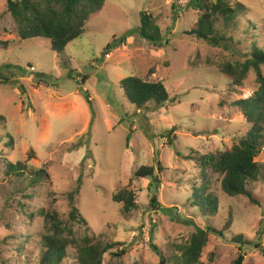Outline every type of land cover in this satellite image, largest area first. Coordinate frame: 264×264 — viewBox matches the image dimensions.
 <instances>
[{"label":"rangeland","instance_id":"374dc122","mask_svg":"<svg viewBox=\"0 0 264 264\" xmlns=\"http://www.w3.org/2000/svg\"><path fill=\"white\" fill-rule=\"evenodd\" d=\"M103 1L84 33L57 54L45 39L20 40L6 0H0V67L10 66L0 70V78L8 81H0V136L13 140L10 147L7 140L0 142V264H37L41 219L36 212L56 211L66 221L67 194L78 186L74 206L90 231L75 225L76 238L88 235L102 243H120L104 255L102 264H159L153 247L169 258L176 255L173 246L186 242L196 227L206 226L223 230L225 239L210 234L201 263L232 264L240 254L243 264H264L263 254L253 246L264 250V176L254 186L259 203L254 206L246 198L225 195L219 175L188 160L229 150L234 137L249 130L233 104L253 95L256 76L249 71L234 87L220 68L244 62L253 43L264 48V0H229L243 5V13L229 29L221 19L215 23L228 40L220 43L226 49L186 34L198 17L184 9L188 0ZM141 12L156 19L167 42L163 48L138 36ZM124 37V44L103 56L108 44ZM43 73L49 78L40 83L37 74ZM128 77L161 82L170 101L157 110H136L119 86ZM171 129L170 148L166 133ZM7 161L48 173L49 180L32 198L21 200L23 208L3 176ZM257 161L264 164V151ZM141 167H153L159 184L134 177ZM204 182L217 199L214 219L203 220L189 208L193 189ZM120 191L134 195L136 208L130 213L112 201ZM153 197L158 210L150 207ZM234 235L252 244L239 252ZM122 250L120 258L112 256ZM63 264L73 262L68 258Z\"/></svg>","mask_w":264,"mask_h":264},{"label":"trees","instance_id":"16d2710c","mask_svg":"<svg viewBox=\"0 0 264 264\" xmlns=\"http://www.w3.org/2000/svg\"><path fill=\"white\" fill-rule=\"evenodd\" d=\"M103 0H6V10L13 19L16 27V35L20 40L45 39L50 43V49L57 54L63 53L66 46L84 33V28L89 18L100 11L103 7ZM184 9L197 12V21L193 28L186 33L196 40L206 42L213 46H221V42H228L215 28V23L221 19L225 28L232 27L239 14L243 13V5L239 2L229 0H188ZM140 25L138 36L154 48H163L166 41L156 24V19L151 14L141 12L139 14ZM126 38L119 41L115 39L108 44L103 56L124 44ZM264 66V48L256 43L252 44L244 62H237L234 65L225 64L220 68V73L231 81L232 86L241 85L242 80L249 71L255 74L257 90L246 100L234 103L241 109L249 130L241 136L234 137L233 145L229 150L218 151L199 156L194 160L201 167L202 171H209L210 174H217L221 177V188L225 195L230 198H246L254 206L259 203L254 194V186L263 178L264 164L257 159L264 151V76L261 67ZM9 69V65L0 67ZM40 83L42 78H49L47 75L37 74ZM68 79L74 80L71 73L67 74ZM87 76H82L81 83H85ZM1 84H7L6 79H1ZM126 101L138 111L163 108L170 101L169 94L161 82H147L137 77H128L119 82ZM85 98L88 97L85 95ZM3 117H0V123ZM171 129L166 133L168 146H173V133ZM12 146L10 135L0 136V142ZM156 155L158 151L156 150ZM6 166L3 176L7 179V185L11 194L19 199L17 205L23 208L21 200L31 199L36 188L49 180L46 170H29L21 163L5 162ZM160 170V169H159ZM30 171V172H29ZM153 167H141L134 172L136 178L152 179L154 184H159ZM203 178H206L203 174ZM78 184L80 178H78ZM152 186V185H151ZM150 187V185H149ZM79 192V186L73 192L67 194L69 213L66 221H63L56 211L40 210L36 215L41 219V233L38 241L37 264H63L71 258L73 264H102L105 254L119 246L120 243H102L94 240L88 235L76 238L73 227H85L90 231L86 220L74 206V196ZM112 201L122 204V211L130 213L136 208L134 195L128 191H120L113 195ZM159 204L155 197L150 201V207L158 210ZM189 208H193L203 220L214 219L217 210V199L208 193L207 183H203L198 189H193ZM230 223V220L228 221ZM215 234L225 239L223 230H216L212 226L205 228L196 227L188 240L182 244L173 246L176 255L165 258L156 247L154 250L159 255V264H203L200 258L204 248L209 241V235ZM232 242L237 245V250L242 252L245 245L252 243L244 240L241 235H234ZM264 256V250L258 244L253 245ZM69 251L72 254L69 255ZM119 255H112L120 258ZM243 256L238 254L232 264H243Z\"/></svg>","mask_w":264,"mask_h":264}]
</instances>
